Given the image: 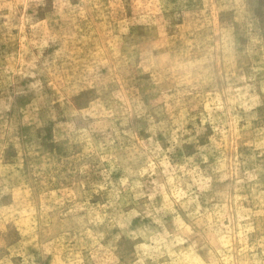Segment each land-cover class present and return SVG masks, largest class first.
Masks as SVG:
<instances>
[{"label":"rangeland","instance_id":"374dc122","mask_svg":"<svg viewBox=\"0 0 264 264\" xmlns=\"http://www.w3.org/2000/svg\"><path fill=\"white\" fill-rule=\"evenodd\" d=\"M0 264H264V0H0Z\"/></svg>","mask_w":264,"mask_h":264}]
</instances>
